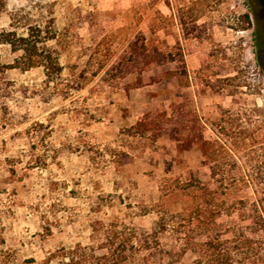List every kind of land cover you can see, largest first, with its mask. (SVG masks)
I'll return each mask as SVG.
<instances>
[{"label":"rangeland","instance_id":"1","mask_svg":"<svg viewBox=\"0 0 264 264\" xmlns=\"http://www.w3.org/2000/svg\"><path fill=\"white\" fill-rule=\"evenodd\" d=\"M16 11L55 18L63 71L5 68L17 54L0 45V264L99 257L105 226L151 228L164 179H208L197 148L136 134L148 112L185 98L206 138L234 117L264 148V0H0V28ZM249 152L246 171L264 162Z\"/></svg>","mask_w":264,"mask_h":264},{"label":"trees","instance_id":"2","mask_svg":"<svg viewBox=\"0 0 264 264\" xmlns=\"http://www.w3.org/2000/svg\"><path fill=\"white\" fill-rule=\"evenodd\" d=\"M49 6L52 10L54 4ZM9 18L8 27L0 28V45L9 46L17 56L5 68H43L48 81L59 77L63 67L49 48L57 35L55 18L33 17L24 22L17 11ZM172 110L170 116L165 110L148 112L132 129L142 136L167 134L179 152L197 148L208 179L203 180L199 171L186 179H164L150 229L135 227L128 234L124 227L107 225L101 256L78 244L62 249L61 264H151L156 259L178 264L188 252L196 264H264V162L258 160L246 171L237 161V154L247 150L248 155L254 154L253 161L260 158L264 148L255 144L259 139L234 117L228 125L216 120L213 125L219 134L208 139L185 98Z\"/></svg>","mask_w":264,"mask_h":264}]
</instances>
